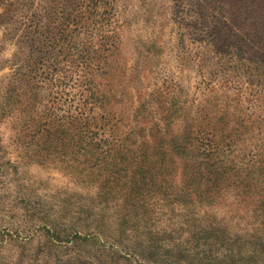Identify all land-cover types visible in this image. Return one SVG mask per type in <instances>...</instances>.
<instances>
[{"label":"rangeland","instance_id":"374dc122","mask_svg":"<svg viewBox=\"0 0 264 264\" xmlns=\"http://www.w3.org/2000/svg\"><path fill=\"white\" fill-rule=\"evenodd\" d=\"M257 131L264 0H0V264H264L261 176L180 152Z\"/></svg>","mask_w":264,"mask_h":264},{"label":"trees","instance_id":"16d2710c","mask_svg":"<svg viewBox=\"0 0 264 264\" xmlns=\"http://www.w3.org/2000/svg\"><path fill=\"white\" fill-rule=\"evenodd\" d=\"M116 103V102H114ZM112 112V109H111ZM64 119L67 120L68 123L71 124H81L83 121H81V118H78V116L76 117H64ZM243 127V126H242ZM255 129L259 130V127L257 125H254ZM249 128L244 127L243 130L241 132H239V134L243 135V137L245 136L246 133L249 132ZM258 135H260L259 139H263L264 135H262L261 131H257ZM260 133V134H259ZM209 142H211L210 140H208ZM230 146V145H229ZM228 146V147H229ZM213 147L212 144H208L206 147H203V144L201 143H197L191 147L189 146H185V148H182L181 154L182 155H191L193 154V152H198L199 155H202L203 157H207L204 158L206 159L207 162H204L207 164V166H202V171H204L207 167L210 169L206 170L207 172L213 171L211 174L216 176H227V178L231 179V180H235L238 181L241 178H248V177H257V176H261V179L263 181H261V183L263 184V188H264V149L262 148V146H260L259 148L256 149V152L250 156V160L249 162H247L245 166L243 167H236V164H232L233 162L230 160V163H228V165H223L222 162H215L214 168H210L208 166V160L210 158V156L213 154V149L215 148H210ZM216 147V146H215ZM235 147V146H233ZM233 147H231L229 152H233ZM229 149V148H228ZM218 150V149H217ZM225 151L223 150L222 153H224ZM208 159V160H207ZM192 165H195L194 163ZM195 167L196 166H192ZM257 175V176H256ZM244 183V182H243ZM246 188H249L251 186V184L245 183L244 184Z\"/></svg>","mask_w":264,"mask_h":264}]
</instances>
